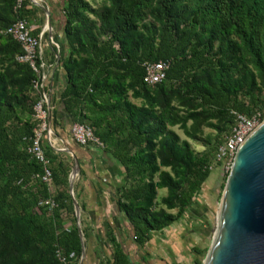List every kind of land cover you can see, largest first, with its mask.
Returning <instances> with one entry per match:
<instances>
[{
    "label": "trees",
    "instance_id": "1",
    "mask_svg": "<svg viewBox=\"0 0 264 264\" xmlns=\"http://www.w3.org/2000/svg\"><path fill=\"white\" fill-rule=\"evenodd\" d=\"M14 3L0 0V264H59L57 249L67 264H78L70 167L55 164L46 151L57 205L49 212L39 205L50 197L42 167L27 153L36 75L16 61L19 44L2 34L16 19L31 23L42 10L27 1L16 12ZM60 9L62 38L50 18L59 46L57 53L52 48L58 59L51 65L66 77L60 102L123 168L115 204L134 241L144 244L196 202L232 112L258 111L264 119V0H61ZM158 61L168 63L165 77L148 86L143 64ZM204 128L214 134L204 135ZM158 189L166 195L156 202ZM80 230L85 250L89 235L81 221ZM105 241L109 258L95 240L97 264H130L111 230ZM206 250L191 248L193 264H201Z\"/></svg>",
    "mask_w": 264,
    "mask_h": 264
},
{
    "label": "crops",
    "instance_id": "2",
    "mask_svg": "<svg viewBox=\"0 0 264 264\" xmlns=\"http://www.w3.org/2000/svg\"><path fill=\"white\" fill-rule=\"evenodd\" d=\"M42 2L49 14L50 12H54L56 19H59V15L63 18L61 9L59 11L57 10L59 8L57 6V0H42ZM29 24L33 26L32 33L34 36L40 33L46 25V17L43 10L42 13L37 12L35 20ZM45 37L48 40L47 33ZM58 37L62 38V34L59 33ZM46 52V61L51 64L54 56L53 51L48 47L46 48ZM65 83V73L61 69H56L52 72L48 86L50 87V98L54 113L52 129L56 143L52 149L48 148L45 143H43V147L45 145V151L50 153L55 164L62 162L70 167V171L73 167L74 160L78 162L79 172L74 178L72 191L80 209L82 227L87 228L89 235L85 249L87 254H94L96 239L102 248L99 236H104V242L106 243L105 236L108 230H111L121 244L124 252L129 256L130 264H157L153 260L152 253H156L162 249V251L170 254V250L167 249L169 247L168 245L166 246L156 242L154 234H157V236L158 234L169 235L176 226L178 228L182 223L184 224L183 221L187 216L199 223L198 218H200L199 215L202 212V207H205V204H200L198 200L199 196H197L196 202L191 205L188 213L183 218L160 232L153 233L150 240L144 244H137L132 238L133 234L130 226L126 223L123 215L119 213L115 204L117 199L116 188L125 180L123 168L103 150L93 146L82 147L73 141L69 130L74 122L72 117L65 111L64 105L60 102V93L64 89ZM200 191H203V189L201 188ZM158 195H160L159 198ZM165 195V189H158L156 202H159ZM170 213H175V211H171ZM198 227L195 228L198 229ZM147 246L150 247L148 248ZM165 262L162 261L163 264ZM172 264L180 263L173 262Z\"/></svg>",
    "mask_w": 264,
    "mask_h": 264
},
{
    "label": "built area",
    "instance_id": "3",
    "mask_svg": "<svg viewBox=\"0 0 264 264\" xmlns=\"http://www.w3.org/2000/svg\"><path fill=\"white\" fill-rule=\"evenodd\" d=\"M42 9L44 8L42 0H15L14 11L20 12L26 2ZM33 26L26 19H16L13 23L7 26L2 34L9 36L12 40L19 44L22 52L16 55L15 59L19 63H26L36 75V79L32 82V89L36 95L35 103L33 104L32 114V136L30 144L27 147V153L38 162L42 167L40 181L46 186L50 197L41 201L39 205L46 208L47 211H52L57 207L53 195L54 184L52 180V163L46 155L43 143L48 148H53L56 143V138L52 129V106L50 104V87L48 86L49 79L56 69L55 66L49 64L44 59L43 48H55L56 53L59 46L53 41L52 37H48L44 42L45 34L47 33L46 26L37 35H32ZM53 51V49H52ZM53 58L56 60L58 56L53 51ZM57 64V61H56ZM144 66V82L148 86H153L160 83L168 68V63L163 61L146 62ZM260 112H255L251 116L232 112V124L224 136L223 141L216 146L212 162L208 166L211 171L214 166H220L225 171H228L232 162L234 153L242 140L254 130L261 122ZM73 141L79 146H93L100 150L104 149V144L94 136L92 129L88 125L73 123L69 130ZM70 224L64 222L63 230L68 231ZM133 240L135 237H132ZM55 256L59 264H67V259L60 249L55 251Z\"/></svg>",
    "mask_w": 264,
    "mask_h": 264
},
{
    "label": "water",
    "instance_id": "4",
    "mask_svg": "<svg viewBox=\"0 0 264 264\" xmlns=\"http://www.w3.org/2000/svg\"><path fill=\"white\" fill-rule=\"evenodd\" d=\"M42 10L47 35L51 37L49 12L46 8ZM78 172L79 165L74 160L68 189L82 246L78 264H83L80 209L72 191ZM201 264H264V119L235 150L220 193L211 241Z\"/></svg>",
    "mask_w": 264,
    "mask_h": 264
},
{
    "label": "rangeland",
    "instance_id": "5",
    "mask_svg": "<svg viewBox=\"0 0 264 264\" xmlns=\"http://www.w3.org/2000/svg\"><path fill=\"white\" fill-rule=\"evenodd\" d=\"M60 5L61 0H57V6L59 7L57 9L58 11L60 10ZM49 15L51 18L52 26L54 28V35L58 36L59 33L62 34L63 18H61L59 15V19H56L54 16V12H50ZM56 21L57 23L55 24ZM31 22H33V20ZM45 40L46 38L44 39V42ZM43 53L44 59L46 60V48H43ZM174 131L179 135L181 139H186L180 130L174 128ZM203 134L213 135L214 131L204 128ZM189 142L195 151L199 152L203 150L202 146L195 144L192 141ZM225 172L226 171L222 167L214 166L213 169L210 171L208 179L203 184V191L199 192L198 200L200 204H205V207H202V212L199 215L200 218H198L199 223L193 221L194 219L192 220L191 218H189V216H187L183 221L184 224L182 223V225L178 228L176 226L169 235L158 234L157 236V234H154L155 241L159 244H164L166 246L168 245L169 247L167 249L170 250V254L166 251H162V249H160L156 253H152L153 260H155L157 264H163L162 261H166L168 264H172L173 262L180 264H193V252L191 251V248L193 246L200 250L208 248L212 237V230L215 227V215L217 211L218 201L220 198L221 188L224 183ZM159 197L160 195H158V198ZM66 223L69 224V220H67ZM197 226H199L198 229L195 228ZM99 239L101 241L100 244L104 252V257L109 258L110 250L108 248L107 243L104 242V236H99ZM147 247L149 248L150 246ZM97 263L98 261L96 260L94 254H87L85 250L83 264Z\"/></svg>",
    "mask_w": 264,
    "mask_h": 264
}]
</instances>
